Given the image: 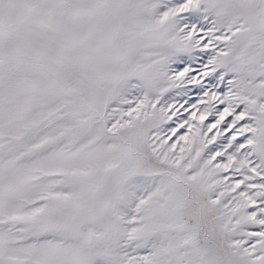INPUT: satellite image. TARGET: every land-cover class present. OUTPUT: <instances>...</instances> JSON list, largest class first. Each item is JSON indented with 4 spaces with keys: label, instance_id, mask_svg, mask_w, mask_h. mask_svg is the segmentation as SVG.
Returning a JSON list of instances; mask_svg holds the SVG:
<instances>
[{
    "label": "snow or ice",
    "instance_id": "snow-or-ice-1",
    "mask_svg": "<svg viewBox=\"0 0 264 264\" xmlns=\"http://www.w3.org/2000/svg\"><path fill=\"white\" fill-rule=\"evenodd\" d=\"M0 264H264V0H0Z\"/></svg>",
    "mask_w": 264,
    "mask_h": 264
}]
</instances>
